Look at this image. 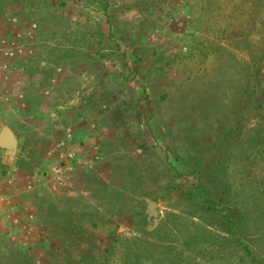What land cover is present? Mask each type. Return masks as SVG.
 Listing matches in <instances>:
<instances>
[{"label":"rangeland","instance_id":"obj_1","mask_svg":"<svg viewBox=\"0 0 264 264\" xmlns=\"http://www.w3.org/2000/svg\"><path fill=\"white\" fill-rule=\"evenodd\" d=\"M23 1L35 72L94 70L96 149L0 193V264H264V0Z\"/></svg>","mask_w":264,"mask_h":264},{"label":"crops","instance_id":"obj_2","mask_svg":"<svg viewBox=\"0 0 264 264\" xmlns=\"http://www.w3.org/2000/svg\"><path fill=\"white\" fill-rule=\"evenodd\" d=\"M51 1H53L52 4L63 3L67 8H72L71 12L74 11V13H70L68 16L73 20L84 19L86 16L94 17L92 0L89 4L91 12L83 10L79 4L73 2L74 0ZM83 1L80 0V2ZM2 2L3 0H0V4ZM7 2L11 4L9 7L0 5V36L9 40L11 37L7 36H17V33L21 32L18 30L19 24H13L11 20L16 18L19 22L22 17L26 16L28 9H26L23 0L15 2L8 0ZM33 41L38 53L42 47L40 41L36 37ZM51 59V57L45 56L26 60L23 62L24 69L11 78L13 83L0 82V119L6 117L0 125L4 124L9 127L17 140V151L12 160L6 159L0 153V159L7 171L5 183L2 185L4 189L0 193L26 191L27 187L31 189L33 179L39 178V173L44 171L47 172L48 182L55 181L56 171L54 170L58 162L64 160L66 151L76 150L79 157L82 156L81 158L94 155L96 149L94 146L96 144L94 142V125L96 124H94V116L91 114V110L94 109V94L88 93L84 97L83 94L76 92L77 88L89 81L91 85V82L94 81L92 73L94 70L88 67H64L63 69L65 60L62 59V61H58L62 65L58 67L61 68L59 72L53 68L48 70L49 73L44 72L46 70L35 72V66L46 67L53 64L52 62L55 61ZM17 81L19 84H16ZM34 82L37 83L34 84ZM71 85L76 88H72ZM19 94H22L23 97L19 98ZM6 98H9V101H5ZM35 111L46 115L45 122L35 117ZM10 115L15 116V119L19 121L15 128L6 121ZM67 126L73 131V138L69 143L66 142L62 147H59L58 141L64 138ZM30 136L37 139L38 145L33 144V139L30 140ZM23 141L27 146L28 144L37 146L35 157L29 153L28 149L30 148L23 149ZM6 205L4 202L3 206L6 207Z\"/></svg>","mask_w":264,"mask_h":264},{"label":"built area","instance_id":"obj_3","mask_svg":"<svg viewBox=\"0 0 264 264\" xmlns=\"http://www.w3.org/2000/svg\"><path fill=\"white\" fill-rule=\"evenodd\" d=\"M11 22L13 24L19 23L16 18H13ZM35 30L36 24L34 22H29L26 29L19 30L21 32L17 33V36H7L9 38L11 37L9 40L6 39V37L0 36V82L8 81L18 74L20 70L24 69L23 62L26 60L38 58V53L34 47L33 41L35 38ZM57 71H61V68H58ZM16 84H19V81H17ZM18 97L22 98L23 96L19 94ZM5 101H9V98H6ZM72 138L73 132L71 128L66 127L64 138L58 141V146L62 147L66 142L69 143ZM76 160V150H70L64 153V160H62V162H74ZM57 171H60V169H57Z\"/></svg>","mask_w":264,"mask_h":264},{"label":"water","instance_id":"obj_4","mask_svg":"<svg viewBox=\"0 0 264 264\" xmlns=\"http://www.w3.org/2000/svg\"><path fill=\"white\" fill-rule=\"evenodd\" d=\"M16 151L17 140L14 133L6 125H0V153L3 154L6 159L12 160Z\"/></svg>","mask_w":264,"mask_h":264}]
</instances>
